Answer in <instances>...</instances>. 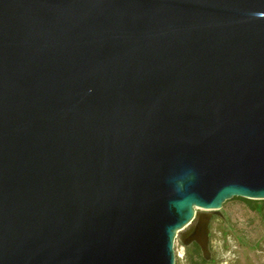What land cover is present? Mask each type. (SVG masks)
Here are the masks:
<instances>
[{
  "label": "water",
  "instance_id": "95a60500",
  "mask_svg": "<svg viewBox=\"0 0 264 264\" xmlns=\"http://www.w3.org/2000/svg\"><path fill=\"white\" fill-rule=\"evenodd\" d=\"M235 199L264 201V0H0V264H176L195 221L210 262Z\"/></svg>",
  "mask_w": 264,
  "mask_h": 264
},
{
  "label": "rangeland",
  "instance_id": "374dc122",
  "mask_svg": "<svg viewBox=\"0 0 264 264\" xmlns=\"http://www.w3.org/2000/svg\"><path fill=\"white\" fill-rule=\"evenodd\" d=\"M197 212L204 213L198 209ZM219 213L210 225V248L215 264H264V216L237 200L227 202ZM195 223L175 240L176 264H186L188 250L182 235Z\"/></svg>",
  "mask_w": 264,
  "mask_h": 264
},
{
  "label": "trees",
  "instance_id": "16d2710c",
  "mask_svg": "<svg viewBox=\"0 0 264 264\" xmlns=\"http://www.w3.org/2000/svg\"><path fill=\"white\" fill-rule=\"evenodd\" d=\"M245 203L248 209L260 216H264V201H248L242 199H235ZM188 256L186 258V264H215V259L212 257L210 262L203 259L200 248L197 245H192L187 248ZM211 250V248H210Z\"/></svg>",
  "mask_w": 264,
  "mask_h": 264
}]
</instances>
